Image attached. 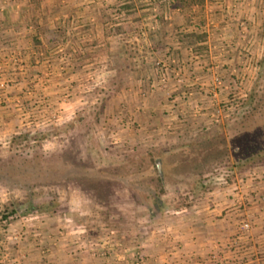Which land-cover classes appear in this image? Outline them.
<instances>
[{
  "label": "rangeland",
  "instance_id": "1",
  "mask_svg": "<svg viewBox=\"0 0 264 264\" xmlns=\"http://www.w3.org/2000/svg\"><path fill=\"white\" fill-rule=\"evenodd\" d=\"M82 2L77 9L91 7L109 13L108 33L103 41L93 33L81 35V42L90 48L92 56L88 63L83 58L84 45L71 49L63 44L66 43L63 37L57 38L59 29L66 26L63 15L74 8L70 1L62 0L54 4L51 0H0V49L7 54L0 63L2 167L39 153L45 161H50L67 149L69 140L90 130L93 139L109 150L115 164L122 166L126 163L124 169L118 170L125 174L135 168L138 163L135 157L142 156L144 152H154L209 129L225 127L228 119L245 108L243 102L253 91L264 60V0H255L252 4L256 8L254 16L243 15V6L247 7V4H240L235 12H227V7L223 6L222 12L217 10L210 22L205 19L202 22L193 21L184 29L180 27V31L171 38L187 44L185 61L177 56L178 50L164 45L166 34L163 28L170 24L165 16L167 12L182 14L187 10L194 20V16L203 10V0H187L185 2H190V5L184 8L177 7L179 2L185 3L182 0H139L138 7L149 10L150 16L138 18L137 21L142 24L133 22L134 25L126 26L125 22L132 23L131 11L130 17H116V0H86L89 2L87 5H82ZM25 14L27 17H23L22 23L20 16ZM70 19L69 16L67 20ZM7 24L24 26L27 38L34 43L35 49L43 47L38 39L40 34L49 44L57 39L60 43L57 44V40L43 51L37 49V63L27 68L22 58L15 54V48L9 46L13 34L5 30ZM51 51H55L56 56L53 57ZM120 52H125L126 56H119ZM51 61L56 64L52 74L48 72L52 69L47 68L50 65L47 62ZM35 69H39L38 73L34 72ZM72 69L75 70V77L68 83L65 74ZM28 70L35 73L31 80L37 87L36 92H48V87L52 85L56 86L58 94L35 99L34 89L27 92L23 101L10 102L21 91ZM11 105H16L15 117L19 125L9 131L7 124L3 123L2 112ZM70 123H74V129L67 131L64 137L50 138L41 142L40 146L15 142L18 138L40 131L54 128L66 130ZM57 163L50 162L49 166ZM157 165L162 173L161 162ZM225 173V170H220L218 175L208 180L215 187L212 193H207L201 200L187 201L182 209L156 225L136 218L139 210L136 207L134 212L132 196L122 185H116L113 190V200L118 202V206L116 211L110 212L98 209L95 200L83 193L76 181L70 182L68 187L31 189L18 183L7 185L1 180L0 259L17 245L14 235L32 234L37 229L38 233L57 236L54 246L63 244L66 247L74 239L80 241V247L91 249L93 254L105 258L107 253L108 260L109 255L117 251H125L123 254L136 251L137 255H127L129 258H125L123 264H160L157 251L173 243L179 236L176 234L201 231V227L190 228L198 223L197 212L205 202L218 196L226 200L237 196L236 200L239 199V204H242L245 203V191L252 188L250 194L255 196L250 203L259 201L257 204L264 206V167L238 175L229 184L223 180ZM170 184L166 199L173 201L180 196V192H176L175 186ZM31 190L41 195L44 202L57 198L61 204L68 206L70 215H54L46 211L5 224L1 214L6 206L19 202L24 208ZM245 204L250 206L247 202ZM242 206L240 209L243 210ZM244 224H249L250 230H244ZM239 228L245 234L255 231L248 218L240 222ZM34 240L40 248L39 238ZM33 243L30 242L31 245ZM225 251H228L227 247ZM205 259L207 264L231 262L221 253L219 258L209 255Z\"/></svg>",
  "mask_w": 264,
  "mask_h": 264
},
{
  "label": "trees",
  "instance_id": "2",
  "mask_svg": "<svg viewBox=\"0 0 264 264\" xmlns=\"http://www.w3.org/2000/svg\"><path fill=\"white\" fill-rule=\"evenodd\" d=\"M185 3L179 2L177 7L190 5V2ZM243 104L245 108L228 119L225 127L209 129L154 152L141 151L144 152L142 156L135 157L138 162L135 168L125 174L118 170L124 169L126 163L115 164L109 150L87 130L69 140L67 149L50 161H45L39 153L24 161L14 160L5 167L0 165V181L7 185L23 184L31 189L68 187L70 182L76 181L81 191L95 200L98 209L110 212L116 211L118 206L113 200V190L116 185H122L132 196L134 212L136 207L139 210L136 218L156 225L182 209L187 201L201 200L207 193H212L215 187L208 180L220 170L226 171L223 180L229 184L238 175L264 167V60L258 81ZM73 125L68 124L66 130L54 128L29 134L15 142L40 146L50 138L64 137L67 131L74 129ZM56 161L57 164L49 166L50 162ZM160 162L162 173L157 165ZM168 184L180 192L173 201L166 199ZM41 197L33 190L28 191L24 208L19 202H11L1 214V220L10 224L23 216L46 211L70 215L68 206L57 198L44 202Z\"/></svg>",
  "mask_w": 264,
  "mask_h": 264
},
{
  "label": "crops",
  "instance_id": "3",
  "mask_svg": "<svg viewBox=\"0 0 264 264\" xmlns=\"http://www.w3.org/2000/svg\"><path fill=\"white\" fill-rule=\"evenodd\" d=\"M51 1H53L54 4H58L62 0ZM68 1H70L74 8L73 10H69L67 14L63 15L66 18V26H62V28L59 29L57 38L63 37L66 41V43L63 44H67L71 47V49H77V46L80 48V45H84L81 42L82 34L93 33L97 36V38H99V40L103 41L108 33L109 13L105 10H97L91 7H82L81 9H77L78 4L82 1V5L89 4L86 0ZM116 1V17H128L129 11H131L130 16L132 18V23L125 22V26L128 24L134 25L135 23L133 22H136L137 25L142 24V22L139 20L137 21V19L150 16V14H148L149 10L143 9L142 6L138 7L137 2L139 0ZM203 2V10L200 13L198 12V14L201 15L197 14L198 17L195 15L194 20H192V13L187 10L182 14L167 12L165 16V20H168L167 23L170 24L163 28L164 34H166L164 45L171 47L175 51L178 50L177 56L179 55V58L183 61L186 59L188 50L187 44L180 43L178 40L171 38L173 34H177L178 31H180V27H182L181 29H184L185 26L189 25V23L193 21L195 22L200 20V22H202L206 19L207 22H210V19L215 12H217V10H222L223 6L227 7V12L230 10L235 12L240 4H247V7L243 6V15L249 14L250 16H254L256 12V8L252 5L255 3V0H203ZM128 7H130V9ZM210 13L212 14L210 15ZM34 16L36 17L37 13L34 14ZM69 16L71 19L67 20ZM20 17L22 19H20V22L23 23V17L26 18L27 15H21ZM93 21H95L94 24H92ZM10 24L5 25L7 33L11 32V34H13L10 36L11 39L9 40V46H13V48H15V54L22 58L27 68L29 65L35 64V62L37 63V61H35L38 55H35V51H37V49H42L43 51L45 47L49 48L50 45H54L58 40L57 39L49 44V41L44 39V35L40 34V38L38 39L43 47L39 46L35 49L34 43L27 38V31L24 26L21 25V27H16ZM171 26H173L172 29ZM59 43L60 42L58 40L57 44ZM84 46L82 47L84 49L83 58L87 61H85V63H88L89 58L92 56L89 51L90 48H86V46ZM123 47L124 46L120 47V49ZM5 52L6 51L0 49V63H2L4 57L7 55ZM51 53L53 57L56 56L55 51H51ZM118 55L126 56V53L120 52ZM44 63L45 62H43V65ZM47 63H50L47 68L50 70L52 69L48 72L52 74L56 68V64L54 61ZM39 69L43 70L42 67ZM38 70L35 69L34 72L38 73ZM74 71L73 69L67 71L65 74L66 82L70 83L71 80H74ZM34 72H32V70H28V75H26V78L23 79V85L20 87L21 91L16 93V96L11 98L10 102L15 103L23 101L27 92L34 89L35 91H33V93L35 99H40L38 97L41 96L49 97L58 94V89L56 86L52 85L48 87V92H36L37 87L32 84L33 82L31 80V78L34 77ZM54 81H56V79ZM56 84L59 85V83ZM16 105L8 106L2 112L3 123L4 125L7 124L9 131L19 125L18 118L15 117ZM68 106L72 108L69 104ZM68 106L67 108L69 109ZM39 108L40 106H38V109ZM251 189L246 190L244 194V201L245 203L247 202V204H250L249 207L246 206L244 202L239 204L240 200H236L237 196L236 198L228 200L224 199V197L220 198L221 196H218L215 199L205 202L202 208L197 212L198 216L196 217L197 220H195L198 223H194L193 227L190 228L194 230L196 227H201V231L196 234L195 232L176 234L175 236H179L173 243L169 244L170 247H168V245L165 246L166 248L157 251L161 260L160 264H207L205 258L209 255H216V257L219 258L220 253L231 261L228 262V264H264V206L262 207L261 204H257L259 201L256 204L253 202L250 203L251 199L255 196L250 194V192H253ZM256 189L261 190L260 188ZM242 198L243 196H241V199ZM241 205H244L242 206L243 210L240 209ZM245 218H248V220H250V222L255 226L254 232L246 234L240 232L239 224ZM36 231L37 229H35V233L32 234L29 232L22 233L24 236H20V233L14 235L13 239H15L17 245L2 255L0 264H123L124 261L129 258L127 255H132L130 257L137 255L136 251H131L130 254H123L125 251H117L118 253L109 255L108 260L107 253H105L106 257L103 258L102 256L93 254L91 249L87 250L86 248L80 247L79 240L74 241L73 239L72 244H67L68 246L66 247L63 244L54 246L57 236H52L50 233H38ZM29 234L31 235L28 236ZM33 238H39L37 241L41 242L40 248L38 243L35 242ZM31 241L34 242V245L30 244ZM226 247L228 251H225ZM101 252L103 253L102 250H100V253Z\"/></svg>",
  "mask_w": 264,
  "mask_h": 264
},
{
  "label": "built area",
  "instance_id": "4",
  "mask_svg": "<svg viewBox=\"0 0 264 264\" xmlns=\"http://www.w3.org/2000/svg\"><path fill=\"white\" fill-rule=\"evenodd\" d=\"M243 229L247 230V231L250 230V225L249 224H244Z\"/></svg>",
  "mask_w": 264,
  "mask_h": 264
}]
</instances>
